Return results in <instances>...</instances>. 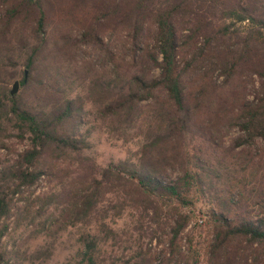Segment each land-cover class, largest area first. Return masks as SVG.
Segmentation results:
<instances>
[{"label":"trees","instance_id":"trees-1","mask_svg":"<svg viewBox=\"0 0 264 264\" xmlns=\"http://www.w3.org/2000/svg\"><path fill=\"white\" fill-rule=\"evenodd\" d=\"M75 29L114 65L104 35L124 32L129 75H95L74 93L61 33ZM86 105L96 121L143 136L132 159L103 168L85 154L98 129ZM234 127L239 159L221 146ZM13 136L27 147L0 172V244L4 184L45 179L61 187L45 206L83 231L82 264H95L91 222L135 206L168 208L157 264H264V0H0V148ZM197 211L209 228L201 244L188 229Z\"/></svg>","mask_w":264,"mask_h":264},{"label":"rangeland","instance_id":"rangeland-1","mask_svg":"<svg viewBox=\"0 0 264 264\" xmlns=\"http://www.w3.org/2000/svg\"><path fill=\"white\" fill-rule=\"evenodd\" d=\"M151 29L148 30L149 33ZM61 34L72 42L68 51L71 57L69 68L71 79L74 81V93L82 94V84H86L89 77L95 75L105 79L115 78L114 71L129 75L132 56L131 52L123 48V42L126 41L124 32H107L104 35L105 44L113 47L115 65L106 61L98 50L79 43L81 35L78 30H73L71 34L68 31ZM149 38L147 35V42ZM153 46L151 42L150 48ZM158 74V69L153 72L155 77ZM221 80L219 77L218 83ZM13 83L9 85L10 89ZM143 105L147 108L149 103ZM85 109L89 112V105H86ZM90 111L88 118L92 124H97L98 129L91 134L90 149L86 150L85 154L103 168L118 161L132 159L143 136L139 135V132L136 136L134 130L123 131L108 122H98L94 119L95 111ZM88 127L89 125L85 126L83 131ZM240 134L238 128L234 127L223 131L221 138L222 148L233 151V156L238 159L242 156L241 151L245 149L243 146H236L235 139ZM4 142L6 147L0 148V172L10 167L17 160L18 154L27 147L26 142H19L14 136ZM258 144V147L263 146ZM252 153L258 158L261 151L253 150ZM12 186L9 183L6 186L4 184L1 189L4 202L10 209V216L5 222L6 232L0 244V264H82L80 235L83 231L69 226L67 221L63 223L60 217L57 219L61 206H45V196L60 193L61 187L45 179H40L30 186H20L18 189ZM197 207L199 208V205ZM161 210L155 216L153 209L135 206L127 209L120 218L101 217L96 224L91 222L89 242L96 244L95 264H132L141 255L153 258L154 264L159 263L167 247L162 230L165 223L171 220L168 208L162 207ZM56 219L58 223L55 226L52 222ZM205 219L204 211H197L188 227L194 228V236L200 244L207 241L209 236ZM101 223L107 224L106 226L112 229V234H106ZM168 230L164 229L165 232Z\"/></svg>","mask_w":264,"mask_h":264},{"label":"water","instance_id":"water-1","mask_svg":"<svg viewBox=\"0 0 264 264\" xmlns=\"http://www.w3.org/2000/svg\"><path fill=\"white\" fill-rule=\"evenodd\" d=\"M26 75H27V72L25 71V78H26ZM18 89H19V81L17 80L13 83L12 88L10 90L11 97H13L15 94H17Z\"/></svg>","mask_w":264,"mask_h":264}]
</instances>
